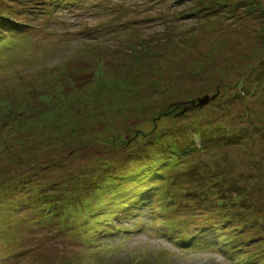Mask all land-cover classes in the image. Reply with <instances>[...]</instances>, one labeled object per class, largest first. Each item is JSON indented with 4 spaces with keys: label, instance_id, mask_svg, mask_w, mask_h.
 Segmentation results:
<instances>
[{
    "label": "rangeland",
    "instance_id": "rangeland-1",
    "mask_svg": "<svg viewBox=\"0 0 264 264\" xmlns=\"http://www.w3.org/2000/svg\"><path fill=\"white\" fill-rule=\"evenodd\" d=\"M0 12V264H264L260 226L225 220L233 246L214 247L202 225L234 208L186 193L195 185L183 164L149 160L163 148L150 139L198 125L232 124L234 160L264 150L235 134L252 125L236 116L244 106L253 122L264 114V84L251 78L264 77V0H0ZM205 94L214 98L179 114ZM132 164L81 202L91 215L45 217L59 182L82 189L104 167ZM165 173L178 202L151 215L147 182Z\"/></svg>",
    "mask_w": 264,
    "mask_h": 264
},
{
    "label": "trees",
    "instance_id": "trees-1",
    "mask_svg": "<svg viewBox=\"0 0 264 264\" xmlns=\"http://www.w3.org/2000/svg\"><path fill=\"white\" fill-rule=\"evenodd\" d=\"M250 8H252V6H250ZM6 17L7 15L0 12V23L4 26L6 23L3 21ZM13 28L15 27L8 24L4 32L8 33L12 31ZM262 60L264 59L262 58ZM257 65H259V61ZM257 76L258 75L254 74L251 76L254 83L257 85H260L258 84L259 82L264 84V77L259 79ZM247 91V87L241 85L235 96L245 102V97L249 94ZM191 100L192 99L184 102V106L179 114L185 113L188 110L199 111V108L205 105L197 108L191 107ZM217 110H220V112L221 110L224 111L222 106ZM236 116L240 120H242V118L252 120L251 128H246L242 125L239 127L240 131L235 133L238 135V138L242 141H253L257 139V144L261 146L262 149V147H264V114L262 113L259 120L253 122L255 118L250 116L249 107L246 105L241 112L238 114L236 113ZM236 116L232 115V113L230 114V120L233 124L234 119L237 118ZM231 126L225 123L216 127H211L210 125L193 126L188 133H182L178 138H171L172 140L168 143H163L161 139L155 140L152 138L150 142L157 141L159 144H154L162 145L163 148L160 152L150 154L149 160L155 159L153 162L155 161L154 163L156 165L166 164L171 170L177 164H183L182 166L185 168V171H187L186 174L190 176L191 182L195 185V188L186 190V193L192 194L198 202H205L203 204L207 205V207L215 203L222 208H234V215L229 214V218L225 216L223 219H220V217H218L219 221L214 222L210 220L208 221L210 224L202 225L205 231H208V229L213 231L212 235L215 238L212 244L214 247L221 246L228 247L229 249L231 243L233 246V240L236 234H233L231 229H229V224L228 226H224L228 221L232 222V229L235 231H246L247 229L253 231L256 229L258 232L261 227L262 231L257 239L259 243L264 245V150H259L258 155H256L255 152H250L247 158L241 157L238 161L234 160L229 150L239 145V141L236 139L235 135L232 134L231 131L234 130V127L231 128ZM192 135L199 141V144L194 141ZM112 140L121 141L118 135L112 137ZM195 155H198V160H193L196 158ZM146 159L147 157L143 158L142 161ZM136 165L137 164H132V167L123 170L106 166L104 167L103 174L100 177L95 176L89 179V181L86 182V186H83V190L80 189V186H77L78 184L74 183V187H69L68 184L59 182L53 194L55 199L53 201L50 200L48 206L44 207V210L47 209L45 217L48 219L56 217L57 220L71 218V220L74 221L82 214L91 215L86 209L80 207L81 202L86 200L92 193L98 192L101 181L110 176V174L119 171L123 177L121 179L126 180L127 176H129L127 173H131ZM140 166L141 164L139 162L136 167L138 172L141 170ZM200 169H202L201 173H199ZM166 174L167 173H165L162 178L156 177L155 175L156 178L153 177L154 179H149V182H147L149 188L153 192V197L157 195V197H152L148 202L151 215L157 210L152 209L154 207L161 209V212H166L172 207L166 208L167 206H175V203L178 202L176 197L172 196L171 191L176 175L167 176ZM205 185L207 186V188H205L206 190L204 189ZM6 203L8 202L6 201ZM225 220L226 222H224ZM164 222H167V220ZM221 227L225 230L221 231ZM165 229L168 230L166 227ZM254 236H256V234H254ZM252 237L253 235L249 236V240ZM176 240L178 241V239ZM185 243H187V241ZM220 251L225 256L231 257L230 254L222 250V248ZM235 253L238 254V256L240 255L236 251ZM234 257L231 258L234 259ZM238 260L243 264H249L251 255L247 257L248 261H243L244 259L240 260L239 257Z\"/></svg>",
    "mask_w": 264,
    "mask_h": 264
},
{
    "label": "water",
    "instance_id": "water-1",
    "mask_svg": "<svg viewBox=\"0 0 264 264\" xmlns=\"http://www.w3.org/2000/svg\"><path fill=\"white\" fill-rule=\"evenodd\" d=\"M214 98V96H209L208 94H205L203 96L200 97H196L195 99H192L190 101V105L191 107H201L204 104H206L210 99Z\"/></svg>",
    "mask_w": 264,
    "mask_h": 264
}]
</instances>
